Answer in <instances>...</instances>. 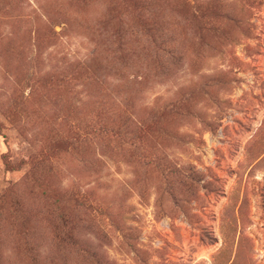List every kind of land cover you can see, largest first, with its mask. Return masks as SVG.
I'll return each mask as SVG.
<instances>
[{
  "label": "rangeland",
  "instance_id": "1",
  "mask_svg": "<svg viewBox=\"0 0 264 264\" xmlns=\"http://www.w3.org/2000/svg\"><path fill=\"white\" fill-rule=\"evenodd\" d=\"M25 228L41 264H264V0H0V264Z\"/></svg>",
  "mask_w": 264,
  "mask_h": 264
},
{
  "label": "trees",
  "instance_id": "2",
  "mask_svg": "<svg viewBox=\"0 0 264 264\" xmlns=\"http://www.w3.org/2000/svg\"><path fill=\"white\" fill-rule=\"evenodd\" d=\"M152 44L156 45L158 49L163 50L162 43H159L155 40L151 42ZM143 127L136 121L131 118L126 120H119V121H104L102 123H94L91 124L90 122L86 125V132L87 137L84 139L86 143L91 141L93 135L96 136H120L124 133H133V132H141ZM75 197L70 196L69 201L73 202L72 205L65 206L63 208L54 209L51 214L52 219L50 220V224L52 225V235L56 240V244L58 247H65L70 243L76 244L78 243L74 231V226L72 225L73 221V214L76 213V208H83L87 209L92 208L90 205L85 203H79L75 200ZM88 207V208H87ZM74 222V221H73ZM22 242L21 247L18 250L21 251L24 259H29L32 264H41L40 262V254L38 249L33 246L30 231L25 228L22 233Z\"/></svg>",
  "mask_w": 264,
  "mask_h": 264
}]
</instances>
